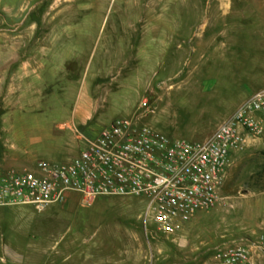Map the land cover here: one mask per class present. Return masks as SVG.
Here are the masks:
<instances>
[{"label":"rangeland","instance_id":"374dc122","mask_svg":"<svg viewBox=\"0 0 264 264\" xmlns=\"http://www.w3.org/2000/svg\"><path fill=\"white\" fill-rule=\"evenodd\" d=\"M0 80L3 166L78 157L83 142L60 125L86 92L99 110L76 128L90 138L128 119L200 142L264 87V0H0ZM222 194L168 238L146 235L145 203L135 197L3 207L0 261H209L218 245L260 232L264 135L232 155Z\"/></svg>","mask_w":264,"mask_h":264},{"label":"built area","instance_id":"2783aa9c","mask_svg":"<svg viewBox=\"0 0 264 264\" xmlns=\"http://www.w3.org/2000/svg\"><path fill=\"white\" fill-rule=\"evenodd\" d=\"M60 128L77 133L83 142L79 156L62 163L41 160L34 170L0 164V208L43 211L71 194L87 204L101 197H135L145 203L146 235L174 237L200 212L223 203L232 155L264 135V87L200 142L170 138L128 119L114 120L94 138L74 125ZM201 264H264V222L257 237L222 243Z\"/></svg>","mask_w":264,"mask_h":264},{"label":"crops","instance_id":"0c3cea01","mask_svg":"<svg viewBox=\"0 0 264 264\" xmlns=\"http://www.w3.org/2000/svg\"><path fill=\"white\" fill-rule=\"evenodd\" d=\"M28 70V69H27ZM1 83V80H0ZM82 96L77 99V102L74 106L73 109V113L71 118L66 121V123L69 126H76V125H87L88 123H91V121H93V119L95 118L98 110H99V106L96 105L94 103V101L92 99H90L88 97V92L81 94ZM96 105V106H95ZM62 125V124H61ZM70 130V129H66L65 131ZM71 132H73L72 130H70ZM101 131V130H100ZM100 131L96 134V136L100 133ZM95 136V137H96ZM125 256L128 257L129 253H121V256ZM99 263L102 264H129L128 263V259H123V258H119V259H104V260H100Z\"/></svg>","mask_w":264,"mask_h":264}]
</instances>
